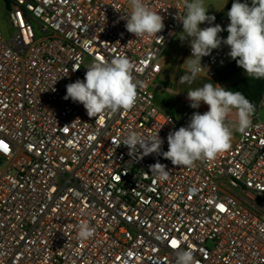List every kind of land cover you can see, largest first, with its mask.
Instances as JSON below:
<instances>
[{"label":"built area","instance_id":"1","mask_svg":"<svg viewBox=\"0 0 264 264\" xmlns=\"http://www.w3.org/2000/svg\"><path fill=\"white\" fill-rule=\"evenodd\" d=\"M7 1L15 32L8 40L0 28V264H176L181 249L197 264H264V91L250 127L214 160L178 167L162 155L168 133L189 122L156 96L182 26L178 0H145L164 17V41L126 30L128 0ZM232 2L214 24L226 29ZM229 50L203 57L199 76L218 77ZM190 55L188 46L182 62ZM116 56L143 83L131 110L90 118L64 99L94 61ZM130 129L160 130L161 153L117 147ZM157 162L166 180L150 172ZM81 225L93 230L88 239Z\"/></svg>","mask_w":264,"mask_h":264},{"label":"clouds","instance_id":"2","mask_svg":"<svg viewBox=\"0 0 264 264\" xmlns=\"http://www.w3.org/2000/svg\"><path fill=\"white\" fill-rule=\"evenodd\" d=\"M128 2L130 13L121 17L126 20V30L136 38L156 36L164 41L163 36L157 35L165 27L164 17L153 11L145 0ZM180 8L185 10L183 14H180ZM177 10L184 34L179 39L187 40L191 49V55L183 63H186V72L179 77L180 83L191 85L205 69L208 73L202 58L210 56L221 45L229 47L227 55L246 76L264 79V0H251V3L233 0L227 11L229 24L226 29L213 23L216 17L208 14L204 0H178ZM204 23L209 26L201 28ZM222 31H227L226 38L219 35ZM86 69L83 80L77 79L66 85L65 100L82 104L90 118L134 107L137 89L143 87V83L134 78V64L129 58L116 56L110 61L97 60ZM227 89L218 83H205L187 91L191 108L199 109L203 103L208 110L193 112L186 126L168 133V149L162 155L173 166L192 167L197 161L214 160L231 147L234 131L243 133L250 127L254 104L243 93ZM159 131L145 137L130 129L124 134L122 143L117 141V147L126 146L129 155L139 152L140 158L153 153L159 155L164 143ZM150 172L161 180L169 176L166 165L159 162L150 166ZM92 234L93 230L87 225L80 226L78 235L81 239H88ZM176 264L197 262L191 250L181 249L176 252Z\"/></svg>","mask_w":264,"mask_h":264},{"label":"rangeland","instance_id":"3","mask_svg":"<svg viewBox=\"0 0 264 264\" xmlns=\"http://www.w3.org/2000/svg\"><path fill=\"white\" fill-rule=\"evenodd\" d=\"M224 0H204V6L208 8V14L216 17L217 11L221 7ZM208 24H201L200 27H206ZM37 29V24L34 23ZM0 28L6 39H10L14 34V29L11 27L8 21V9L5 4V0H0ZM182 26L175 37L170 42L163 56V71L158 78L157 85V102L159 105L167 109L177 118L190 119L193 112L199 111L204 113L208 110V106L201 103L199 109H193L189 106L187 99V91L189 89H195L202 87L205 83H218L226 88L229 87L234 81L246 76L244 70L237 73L229 81H220L216 78H204L198 75L196 80L191 84L180 83L179 77L186 72V68L183 65L182 58L184 52L189 46L188 41H181L179 37L184 35L182 32ZM179 92L178 94H176ZM176 94V95H175ZM264 115V111L262 112ZM238 131H234L233 135L238 134Z\"/></svg>","mask_w":264,"mask_h":264},{"label":"trees","instance_id":"4","mask_svg":"<svg viewBox=\"0 0 264 264\" xmlns=\"http://www.w3.org/2000/svg\"><path fill=\"white\" fill-rule=\"evenodd\" d=\"M7 7H9L8 1ZM241 71H243V69L238 67L236 62L232 60L230 65L219 74L218 79L220 81H229L233 76ZM227 88V90L230 91H239L243 93V95L254 104L256 111L259 107V103L263 95L264 79H255L249 76H245L234 81Z\"/></svg>","mask_w":264,"mask_h":264},{"label":"crops","instance_id":"5","mask_svg":"<svg viewBox=\"0 0 264 264\" xmlns=\"http://www.w3.org/2000/svg\"><path fill=\"white\" fill-rule=\"evenodd\" d=\"M231 0H224V2L222 3L221 7L219 8V10L217 11V14L230 2Z\"/></svg>","mask_w":264,"mask_h":264},{"label":"snow or ice","instance_id":"6","mask_svg":"<svg viewBox=\"0 0 264 264\" xmlns=\"http://www.w3.org/2000/svg\"><path fill=\"white\" fill-rule=\"evenodd\" d=\"M173 243H175V241Z\"/></svg>","mask_w":264,"mask_h":264}]
</instances>
